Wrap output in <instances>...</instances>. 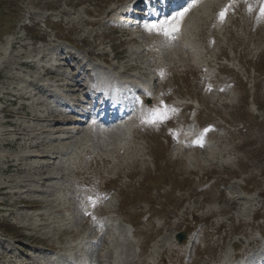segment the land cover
Segmentation results:
<instances>
[{
  "label": "rangeland",
  "instance_id": "rangeland-1",
  "mask_svg": "<svg viewBox=\"0 0 264 264\" xmlns=\"http://www.w3.org/2000/svg\"><path fill=\"white\" fill-rule=\"evenodd\" d=\"M138 1L0 4V264H263L264 0H192L169 37ZM78 55L130 118L73 123Z\"/></svg>",
  "mask_w": 264,
  "mask_h": 264
},
{
  "label": "snow or ice",
  "instance_id": "snow-or-ice-1",
  "mask_svg": "<svg viewBox=\"0 0 264 264\" xmlns=\"http://www.w3.org/2000/svg\"><path fill=\"white\" fill-rule=\"evenodd\" d=\"M189 10L190 9L188 7H184L181 11H178L174 15L145 25V28L150 34L155 32L156 34L163 35L165 37L172 36L174 33L179 31V21L183 19ZM224 15L225 12L220 13L221 21H223ZM261 15L264 16V8H261Z\"/></svg>",
  "mask_w": 264,
  "mask_h": 264
},
{
  "label": "bare ground",
  "instance_id": "bare-ground-1",
  "mask_svg": "<svg viewBox=\"0 0 264 264\" xmlns=\"http://www.w3.org/2000/svg\"><path fill=\"white\" fill-rule=\"evenodd\" d=\"M10 44V43H9ZM36 84V83H35ZM37 86H39V84L37 85ZM40 87V86H39ZM41 88V87H40ZM76 87L74 86V89H75ZM77 90V89H76ZM82 89L81 88H79L77 91L80 93V91H81ZM41 93V92H40ZM45 93V92H44ZM91 111H87V113L84 115L85 117L87 116V115H89V113H90ZM42 145V144H41ZM6 146H11V145H6ZM39 146L40 145H36V144H30V145H28V147H26L25 149L26 150H34V149H38L39 148ZM45 153L44 152H42V151H39V152H36V154L35 155H23L19 160H21V161H26V160H29V159H33V158H35V159H44L46 156V154L44 155ZM18 161V160H17ZM1 162H3V163H5V159H2L1 160ZM8 164H9V166H8V169L10 168H12V167H15V168H17L19 165L21 166V164H18V163H15V162H13V161H10V162H8ZM19 168V167H18ZM23 169H25L24 167H23ZM12 170V169H11ZM14 170V169H13ZM20 171L21 172H23L22 171V169H20ZM19 171V172H20ZM25 171V170H24ZM17 172V171H16ZM40 174H43L42 173V171H40ZM5 191V189H2L1 191H0V193L1 192H4Z\"/></svg>",
  "mask_w": 264,
  "mask_h": 264
},
{
  "label": "trees",
  "instance_id": "trees-1",
  "mask_svg": "<svg viewBox=\"0 0 264 264\" xmlns=\"http://www.w3.org/2000/svg\"><path fill=\"white\" fill-rule=\"evenodd\" d=\"M7 1H8V0H0V4L4 2V3H6V5H7V11H10V10H11V11H15V7L8 5V4H7ZM7 11H6V12H7ZM4 15H5V13H4V14H1V13H0V18H2ZM2 228H3L4 231H6V232H8V233H13V231H16L15 229L10 230L9 228H7V225H5V224L3 225ZM12 235H13V234H12Z\"/></svg>",
  "mask_w": 264,
  "mask_h": 264
},
{
  "label": "water",
  "instance_id": "water-1",
  "mask_svg": "<svg viewBox=\"0 0 264 264\" xmlns=\"http://www.w3.org/2000/svg\"><path fill=\"white\" fill-rule=\"evenodd\" d=\"M182 238H183L182 235H179V236H178V239H179V240H182Z\"/></svg>",
  "mask_w": 264,
  "mask_h": 264
}]
</instances>
